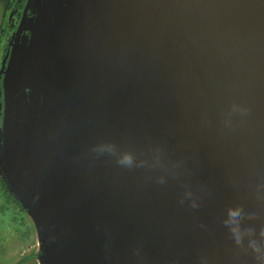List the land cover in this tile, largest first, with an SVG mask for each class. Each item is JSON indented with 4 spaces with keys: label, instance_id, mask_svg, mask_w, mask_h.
Listing matches in <instances>:
<instances>
[{
    "label": "water",
    "instance_id": "95a60500",
    "mask_svg": "<svg viewBox=\"0 0 264 264\" xmlns=\"http://www.w3.org/2000/svg\"><path fill=\"white\" fill-rule=\"evenodd\" d=\"M0 115L42 264H264V0H27Z\"/></svg>",
    "mask_w": 264,
    "mask_h": 264
},
{
    "label": "rangeland",
    "instance_id": "374dc122",
    "mask_svg": "<svg viewBox=\"0 0 264 264\" xmlns=\"http://www.w3.org/2000/svg\"><path fill=\"white\" fill-rule=\"evenodd\" d=\"M14 1L0 0V64L7 48L12 20L15 23L18 14L12 9ZM1 203L0 196V263L42 264L39 237L31 214L26 210L23 213L24 222L18 221L22 214L17 213L13 207L2 210ZM28 227L29 236L23 237L21 230H27Z\"/></svg>",
    "mask_w": 264,
    "mask_h": 264
},
{
    "label": "trees",
    "instance_id": "16d2710c",
    "mask_svg": "<svg viewBox=\"0 0 264 264\" xmlns=\"http://www.w3.org/2000/svg\"><path fill=\"white\" fill-rule=\"evenodd\" d=\"M0 196L2 197L1 209L6 211L11 207L15 208L17 213L22 214L21 217L19 218L15 217V218H18V221L21 220L22 222H24L23 213L26 211V208L24 207L23 203L15 196V194L10 190L1 172H0ZM21 232L23 237L29 236V227L27 230H21ZM34 232H36V230Z\"/></svg>",
    "mask_w": 264,
    "mask_h": 264
},
{
    "label": "flooded vegetation",
    "instance_id": "af4514ba",
    "mask_svg": "<svg viewBox=\"0 0 264 264\" xmlns=\"http://www.w3.org/2000/svg\"><path fill=\"white\" fill-rule=\"evenodd\" d=\"M26 2H27V0H15V1H14L13 8H12V9H14V10L16 11V13L18 12V14H16L17 17H16V19H15V20H16L15 23H14V21L12 20L11 30H10V34H9L8 42H9V40H10L12 34L14 33V31H15L16 28H17V25H18L19 20H20V18H21V15H22V12H23V9H24V6H25ZM13 18H14V17H13ZM7 51H8V44H7V48H6L5 53H3V56L1 57V62H2L3 58L5 57ZM6 59H7V58H6ZM1 124H2V117H1V115H0V125H1Z\"/></svg>",
    "mask_w": 264,
    "mask_h": 264
},
{
    "label": "bare ground",
    "instance_id": "6f19581e",
    "mask_svg": "<svg viewBox=\"0 0 264 264\" xmlns=\"http://www.w3.org/2000/svg\"><path fill=\"white\" fill-rule=\"evenodd\" d=\"M23 85L26 88H29L32 91V94H34L35 91L37 90V82L35 80L34 74H30V76L26 77V79L23 82Z\"/></svg>",
    "mask_w": 264,
    "mask_h": 264
},
{
    "label": "clouds",
    "instance_id": "9594fccd",
    "mask_svg": "<svg viewBox=\"0 0 264 264\" xmlns=\"http://www.w3.org/2000/svg\"><path fill=\"white\" fill-rule=\"evenodd\" d=\"M120 162L121 163H126V164H129L130 165L132 163V158L129 155H125ZM229 215L235 216V215H237V213L236 212H233V211H230Z\"/></svg>",
    "mask_w": 264,
    "mask_h": 264
}]
</instances>
